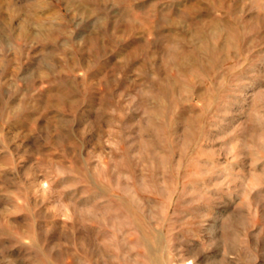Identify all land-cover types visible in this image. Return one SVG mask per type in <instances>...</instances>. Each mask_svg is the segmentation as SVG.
<instances>
[{"label": "rangeland", "instance_id": "obj_1", "mask_svg": "<svg viewBox=\"0 0 264 264\" xmlns=\"http://www.w3.org/2000/svg\"><path fill=\"white\" fill-rule=\"evenodd\" d=\"M0 264H264V0H0Z\"/></svg>", "mask_w": 264, "mask_h": 264}]
</instances>
